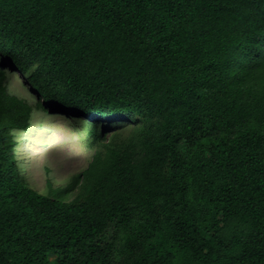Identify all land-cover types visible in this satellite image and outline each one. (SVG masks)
<instances>
[{"label":"trees","instance_id":"trees-1","mask_svg":"<svg viewBox=\"0 0 264 264\" xmlns=\"http://www.w3.org/2000/svg\"><path fill=\"white\" fill-rule=\"evenodd\" d=\"M35 110L91 128L49 194ZM0 264H264V0H0Z\"/></svg>","mask_w":264,"mask_h":264},{"label":"rangeland","instance_id":"rangeland-1","mask_svg":"<svg viewBox=\"0 0 264 264\" xmlns=\"http://www.w3.org/2000/svg\"><path fill=\"white\" fill-rule=\"evenodd\" d=\"M8 87L12 95L36 106L39 95L21 74L10 73ZM76 124L67 115L35 110L29 131L15 132L20 144L14 153V163L38 192L49 194L50 181L54 188L64 187L89 166L93 150L88 148L86 137L91 128L85 123Z\"/></svg>","mask_w":264,"mask_h":264}]
</instances>
